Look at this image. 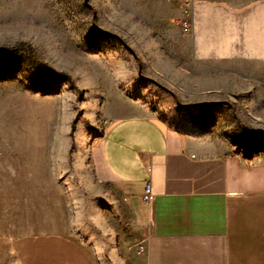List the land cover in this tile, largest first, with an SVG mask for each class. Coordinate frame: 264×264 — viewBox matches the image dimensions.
Here are the masks:
<instances>
[{
    "label": "crops",
    "instance_id": "0c3cea01",
    "mask_svg": "<svg viewBox=\"0 0 264 264\" xmlns=\"http://www.w3.org/2000/svg\"><path fill=\"white\" fill-rule=\"evenodd\" d=\"M150 1L161 9L150 32L157 62L147 63L145 74L175 94L163 105L146 94L118 96L120 113L107 114L90 151L87 196L125 199L146 245L135 264H264V157L191 120L222 111L220 102L260 98L254 79L264 78V0ZM186 1L190 33L178 25ZM232 86L246 92H229ZM148 184L154 198L144 202ZM58 185L19 202L31 211L5 225L4 262L96 264L90 246L61 218L71 203Z\"/></svg>",
    "mask_w": 264,
    "mask_h": 264
},
{
    "label": "rangeland",
    "instance_id": "374dc122",
    "mask_svg": "<svg viewBox=\"0 0 264 264\" xmlns=\"http://www.w3.org/2000/svg\"><path fill=\"white\" fill-rule=\"evenodd\" d=\"M160 9L150 0H0V264H12L4 262L5 225L31 211L19 202L58 184L71 203L61 218L90 246L96 264H135L140 232L125 199L112 194L103 201L85 189L91 148L107 114L120 113L118 96L146 94L163 105L174 93L146 75L147 63L157 62L150 32ZM254 82L259 99L220 102L222 111L191 120L264 157V78Z\"/></svg>",
    "mask_w": 264,
    "mask_h": 264
},
{
    "label": "built area",
    "instance_id": "2783aa9c",
    "mask_svg": "<svg viewBox=\"0 0 264 264\" xmlns=\"http://www.w3.org/2000/svg\"><path fill=\"white\" fill-rule=\"evenodd\" d=\"M178 25L184 33H190L192 31V8L191 1H186L182 8V14L178 19ZM154 198V194L151 190V185H147V190L143 195L144 202H150ZM146 251V245L142 242L138 244L136 255H141Z\"/></svg>",
    "mask_w": 264,
    "mask_h": 264
},
{
    "label": "trees",
    "instance_id": "16d2710c",
    "mask_svg": "<svg viewBox=\"0 0 264 264\" xmlns=\"http://www.w3.org/2000/svg\"><path fill=\"white\" fill-rule=\"evenodd\" d=\"M4 50L9 51V50H7V49H4Z\"/></svg>",
    "mask_w": 264,
    "mask_h": 264
}]
</instances>
